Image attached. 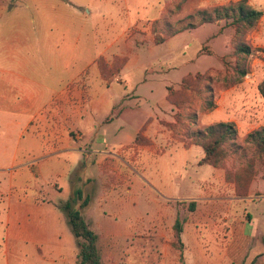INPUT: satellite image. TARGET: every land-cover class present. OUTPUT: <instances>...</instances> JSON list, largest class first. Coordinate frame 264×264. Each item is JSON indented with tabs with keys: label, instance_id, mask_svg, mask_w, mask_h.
Masks as SVG:
<instances>
[{
	"label": "crops",
	"instance_id": "obj_1",
	"mask_svg": "<svg viewBox=\"0 0 264 264\" xmlns=\"http://www.w3.org/2000/svg\"><path fill=\"white\" fill-rule=\"evenodd\" d=\"M95 1L82 3L81 8L65 0H50L49 6H36L30 13L0 5L1 260L11 264L14 255H31L34 264H75L78 246L71 235L63 239L57 224L67 220L60 208L63 202L80 191L74 208L98 234L132 231L124 223L127 217L130 222L149 223L147 231L164 239V264H264V231L248 228L252 215L244 207L262 196L254 188L258 177L247 195H237L236 184L226 179L224 168L200 162L204 151L196 160L209 165L210 175L193 181L187 192L182 170L189 160L185 157L182 169L172 172L157 156L180 144L202 147L192 137L214 122H234L241 138L252 130L242 132L241 127H258L259 112L239 115L233 105L230 108L236 86L215 89L213 104L206 107L203 94L184 83L187 76L194 79L202 72L189 73L179 88L168 87L166 99L173 117L150 116L138 127L134 142L123 144L116 154L94 146L92 141H109L110 129L115 128L116 134L125 131L128 122L113 114L127 89L135 87L122 74L130 64L129 55L110 81L103 76L98 59L112 63L135 50L129 31L142 21L140 16L149 15L152 4L143 0L142 14L129 18L124 26L113 19L115 26L110 29L116 33L101 42L98 24L107 8L109 15L115 13L117 0ZM132 2L136 5L138 0ZM241 103L239 109L244 107ZM154 161L157 170L149 167ZM229 161L227 165L236 169L235 160ZM48 193H56V198L49 200ZM85 198L89 201L81 207ZM141 200L155 206V211L149 213L151 207H146V213H141ZM190 202H195V208L185 209ZM221 211L227 212L228 223L221 241L215 243L219 257L212 258L207 253L211 243L203 239L209 237L205 231ZM185 212L183 249H178L172 245L174 225ZM210 235L218 238L220 234Z\"/></svg>",
	"mask_w": 264,
	"mask_h": 264
},
{
	"label": "rangeland",
	"instance_id": "obj_2",
	"mask_svg": "<svg viewBox=\"0 0 264 264\" xmlns=\"http://www.w3.org/2000/svg\"><path fill=\"white\" fill-rule=\"evenodd\" d=\"M65 1L82 8V3L88 0ZM132 1L117 0L113 7V9L116 8L115 13L112 15H109L108 8L103 11L104 17L98 24L101 42H106L113 33H116L114 29H110L115 26L113 19H116V23L119 19L120 25L124 26L129 18L135 17L138 13L142 14L145 1L138 0L136 5ZM235 1L238 0H152L149 15L140 16L142 21H137L129 31L130 38L136 41L135 50L130 54L118 56L112 63H107L109 68L107 69L112 72L118 70L123 60L128 55L130 56V64L122 69V74L128 75L131 81L135 82V87L127 89L125 99L113 114L114 118L121 115L128 122V126L124 132L119 134H116L115 128L110 129L109 141L107 143L98 140L92 141L95 147L116 154L123 144L127 145L134 142L138 127L150 116L153 115L155 118L163 115L173 117L171 105L166 99L169 92L168 87L179 88L183 77L196 72H202L193 85L197 93L203 94L201 96L203 106L210 107L213 104L215 89L236 86L235 95L229 101L230 108L233 105V111L238 112L235 113L239 115L244 113L256 116L254 113L257 111L260 116L259 120H256L260 123L258 127L264 125V101L258 90V84L264 79V13L252 28H239L238 24L233 23V18H223L215 22L200 24L202 14L199 11H205L215 16L214 9L216 7L228 5ZM247 3L264 11V0H247ZM1 4L5 7L16 6L30 13V10L36 6H49L50 0H0ZM189 25L196 27L172 35L174 30ZM165 38H167L166 41L160 42ZM243 42L251 47L250 53L237 52V45ZM135 55L138 56L137 60ZM114 84L123 87L119 82H114ZM191 84L192 82H188V85ZM207 91L209 93L206 94ZM197 98L195 95V99ZM240 102L244 106L242 109H239L238 106ZM251 108L253 109L249 113L247 109ZM258 127H241V131L254 130ZM245 137L246 135L243 138L238 135V145H232L231 142L227 144L230 154L221 168L225 169L226 179L235 182L231 179L232 176L227 175V170L236 172L239 168H243L249 160H254L258 169V173L255 175L258 178L254 188L263 193L258 191L256 195L261 194L262 196L254 199L248 205H244V207L252 215L248 228L264 231V164L257 159L254 146L247 143ZM165 150L164 153L161 150L157 156L166 161L172 172L182 169L184 164L181 162L185 157L189 160L186 161L187 164L182 170L187 192L193 181L210 175L209 165L199 164L196 160L197 157L204 155L202 147L195 145L189 149L180 144V146ZM233 159L236 162V169H231V166L227 165V160L231 162ZM156 163V161L150 163L149 167L154 165V169L157 170L156 165L158 164ZM154 192L160 194L155 190ZM47 197L49 200L54 199L56 193H48ZM159 197L161 200H165L163 195ZM146 207L151 206H146L142 200L139 201L141 213H146ZM224 207L218 210L225 209ZM60 208L66 216L65 209ZM155 208L152 206L151 211L148 212H154ZM185 209L193 210L190 204L187 206V203ZM52 211L50 209L49 214L52 215ZM186 214L188 212L179 217L185 220ZM227 216L226 211L218 212L214 216L213 224L205 231L209 233V237L203 240L211 243L207 249L209 257H219L215 243L222 239L221 234L224 233L228 223L225 220ZM124 223L133 230L129 232L120 230L115 234H98V247L102 256V264H164L165 257L162 252L164 239H160L153 231H147L150 227L149 223L144 220H140L138 223L130 222L129 217ZM134 223L132 228L131 225ZM57 229L63 233V239H65V234L71 235L74 245L78 246L77 239L67 220L64 223H58ZM131 232L134 234H130ZM216 232L220 234L218 238H210L212 236L210 234ZM174 240L172 245L175 248L183 249ZM183 260L185 262V257ZM0 264H5L4 260H1V254ZM11 264H34V258L31 255H14L11 257ZM75 264H78V259H76ZM256 264H261V262Z\"/></svg>",
	"mask_w": 264,
	"mask_h": 264
},
{
	"label": "trees",
	"instance_id": "obj_3",
	"mask_svg": "<svg viewBox=\"0 0 264 264\" xmlns=\"http://www.w3.org/2000/svg\"><path fill=\"white\" fill-rule=\"evenodd\" d=\"M214 12L215 16L205 11H199V13L202 14L200 24L215 22L223 18H233V23L238 24L239 28H252L256 25L264 13L263 10L256 9L249 5L247 0H238L231 2L228 5L216 7ZM193 27L196 26H182L174 30L172 35ZM237 52L248 54L251 52V47L244 42L239 43L237 45ZM126 59L123 60L121 67ZM98 61L102 74L107 81H110L111 76L121 69V67H119L118 70L110 72V70H108L109 68L107 67V63L102 57H100ZM200 74L201 73H198L194 79L192 76H187L184 79V83L188 84V82H192V84H194ZM258 90L260 97L264 101V79L258 84ZM238 135V128L232 121L214 122L205 127L199 128L194 133L192 142L201 145L205 151V155L200 162L208 163L216 167L224 165L225 159L230 154L227 144L231 142L232 145H238ZM245 141L254 146L257 159L264 164V125L248 132L246 134ZM257 173L258 169L256 168V164L253 159L249 160L243 168H239L236 172L227 170V175L232 176L231 179L235 181L236 194L240 196L248 194L249 186ZM78 198H81L80 191L75 192V196L63 202L61 206L65 209L67 221L77 239L78 264H102V256L98 247L99 235L85 220L80 210L74 208V203ZM88 201V198H85L81 203V207L86 205ZM194 203L195 202L190 203L191 209H194ZM182 231L183 219L178 217L174 225V235L176 240L175 243L179 244L178 246L180 248L183 247L181 239Z\"/></svg>",
	"mask_w": 264,
	"mask_h": 264
}]
</instances>
